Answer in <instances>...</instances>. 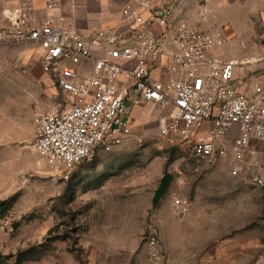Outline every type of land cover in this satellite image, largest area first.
Masks as SVG:
<instances>
[{
	"label": "rangeland",
	"instance_id": "1",
	"mask_svg": "<svg viewBox=\"0 0 264 264\" xmlns=\"http://www.w3.org/2000/svg\"><path fill=\"white\" fill-rule=\"evenodd\" d=\"M20 1L0 0V24ZM246 56L252 70L245 57L236 61L243 88L264 81L260 55ZM40 57L32 44L0 43V201H15L0 220V264L21 254L23 264H146L151 234L163 264H264V188L231 175L230 151L207 166L175 137H161L156 108L122 149L70 171L47 164L32 145L34 119L60 96ZM168 173L173 181L154 207ZM176 197L188 202L185 212Z\"/></svg>",
	"mask_w": 264,
	"mask_h": 264
},
{
	"label": "built area",
	"instance_id": "2",
	"mask_svg": "<svg viewBox=\"0 0 264 264\" xmlns=\"http://www.w3.org/2000/svg\"><path fill=\"white\" fill-rule=\"evenodd\" d=\"M180 4L126 5L116 27L89 36L56 14L60 0H44L42 9L22 0L4 11L0 43L38 47L42 70L60 96L34 119L33 148L53 169L70 171L100 151L122 149L135 137L131 106L152 104L161 115V137H175L207 166L230 151L231 175L264 188V165L252 145L264 141V81L240 91L237 62L217 54L227 42L222 31L180 18ZM213 17L203 6L201 23L208 26ZM174 204L187 210L185 199ZM146 246V264H163L158 237L149 235Z\"/></svg>",
	"mask_w": 264,
	"mask_h": 264
},
{
	"label": "crops",
	"instance_id": "3",
	"mask_svg": "<svg viewBox=\"0 0 264 264\" xmlns=\"http://www.w3.org/2000/svg\"><path fill=\"white\" fill-rule=\"evenodd\" d=\"M60 14L73 22L84 36H89L95 31L103 28L116 27L118 17L122 8L129 4H136L142 0H60ZM164 0H158L162 2ZM179 17L187 19L197 27L220 30L224 34L226 44L222 50L217 51L218 57L225 61H239L245 57L249 66L250 59L247 52H254L260 55L258 67L263 71L260 76L264 80V0H180ZM36 7L42 9L44 0H35ZM208 7L214 15L209 25L201 23V9ZM248 47V49H244ZM165 61V60H164ZM245 63V61H244ZM238 81V77H237ZM240 91L249 92L251 86L243 88L237 82ZM148 107L155 108L154 105H134L130 112L136 131L142 129L146 131L145 121L149 120L146 113ZM208 123L204 127V132L210 128ZM134 129V130H135ZM140 132V131H139ZM136 136V135H134ZM139 135H137L138 137ZM136 137V138H137ZM206 139V135H203ZM229 146L232 140H225ZM253 147L258 151V161L264 165V141L253 142ZM231 154V153H230ZM228 154V158L230 157ZM232 157V155H231Z\"/></svg>",
	"mask_w": 264,
	"mask_h": 264
},
{
	"label": "water",
	"instance_id": "4",
	"mask_svg": "<svg viewBox=\"0 0 264 264\" xmlns=\"http://www.w3.org/2000/svg\"><path fill=\"white\" fill-rule=\"evenodd\" d=\"M172 181H173V175L171 173H168L163 176V178L161 179L160 185L158 189L155 191V194L152 200V204L154 207H156L158 203L160 202V200L164 197Z\"/></svg>",
	"mask_w": 264,
	"mask_h": 264
},
{
	"label": "trees",
	"instance_id": "5",
	"mask_svg": "<svg viewBox=\"0 0 264 264\" xmlns=\"http://www.w3.org/2000/svg\"><path fill=\"white\" fill-rule=\"evenodd\" d=\"M14 202L11 201L10 199L0 201V220H4L9 216V214H10V212L14 206ZM50 232L51 231H49V233ZM21 255H19V257H18L17 264H23V262H24V259L21 257Z\"/></svg>",
	"mask_w": 264,
	"mask_h": 264
}]
</instances>
